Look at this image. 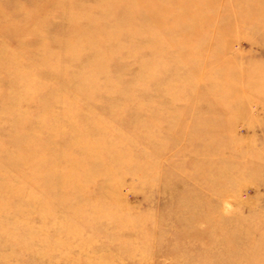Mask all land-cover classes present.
<instances>
[{
  "label": "rangeland",
  "instance_id": "374dc122",
  "mask_svg": "<svg viewBox=\"0 0 264 264\" xmlns=\"http://www.w3.org/2000/svg\"><path fill=\"white\" fill-rule=\"evenodd\" d=\"M3 150L0 264L264 263V0H0Z\"/></svg>",
  "mask_w": 264,
  "mask_h": 264
},
{
  "label": "bare ground",
  "instance_id": "6f19581e",
  "mask_svg": "<svg viewBox=\"0 0 264 264\" xmlns=\"http://www.w3.org/2000/svg\"><path fill=\"white\" fill-rule=\"evenodd\" d=\"M28 140V139H27ZM26 142H28V141H26ZM28 150V149H27ZM8 151H10V150H3V152L2 153H0V158L2 159V156H4V158H5V160H7V159H9L10 160V163L13 165H16L17 166V169H20V160H18V159H21L22 157L21 156H18V155H16L15 153L13 154L12 152H10V154H7V153H5V152H8ZM28 152V151H27ZM14 156V157H13ZM25 160V159H24ZM27 164V163H26ZM26 164H25V166H26ZM3 165V167H4V165L5 164H2ZM8 168H9V166L8 165H6L5 167H4V169H6V170H8ZM29 170V169H28ZM18 171V170H17ZM2 179V178H1ZM26 180L24 179V180H19V183L18 184H14L15 185V187L13 188V187H9V186H7V189H9L10 188V191H12V190H14V191H12L13 192V194H15V197H18V198H22V197H24L25 195H26V192H27V190H26ZM2 184H6V180L5 179H3V181H2ZM16 186H18V187H16ZM9 187V188H8ZM6 188V187H5ZM7 189H0L1 191L0 192H2V194H4V195H6L7 194V192H8V190ZM18 189H20V190H18ZM11 192V193H12ZM100 192V191H99ZM8 194H10V193H8ZM8 194L6 195V198H7V196H8ZM3 197V196H2ZM2 197H1V199H2ZM9 197V196H8ZM5 198V199H6ZM5 199H3V200H5ZM7 201L9 200V199H6ZM5 200V201H6ZM2 202L3 201H1V204H2ZM0 207L2 208V209H5V207H6V205H0ZM7 209H8V207H7ZM6 210H4V212H5ZM1 212V211H0ZM8 237H9V235H8ZM7 237V238H8ZM6 241V240H5ZM8 241V240H7ZM264 244V243H263ZM261 246V244L259 245V247ZM6 254V253H5ZM9 254V253H8ZM9 256V255H8ZM8 256L7 255H5V257L6 258H4L3 259V261L4 260H6L7 258H8ZM2 257V256H1ZM4 257V256H3ZM8 261V260H7ZM6 263V262H5ZM262 264H264V263H262Z\"/></svg>",
  "mask_w": 264,
  "mask_h": 264
}]
</instances>
